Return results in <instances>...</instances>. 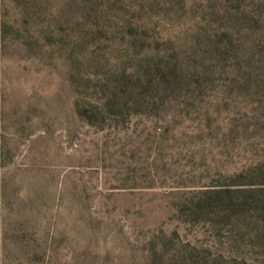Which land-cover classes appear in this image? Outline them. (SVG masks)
Wrapping results in <instances>:
<instances>
[{"label": "rangeland", "instance_id": "rangeland-1", "mask_svg": "<svg viewBox=\"0 0 264 264\" xmlns=\"http://www.w3.org/2000/svg\"><path fill=\"white\" fill-rule=\"evenodd\" d=\"M0 264H264V0H0Z\"/></svg>", "mask_w": 264, "mask_h": 264}]
</instances>
